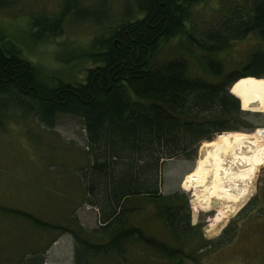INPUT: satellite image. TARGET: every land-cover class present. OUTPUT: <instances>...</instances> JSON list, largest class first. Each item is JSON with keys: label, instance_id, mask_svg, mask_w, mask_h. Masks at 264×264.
I'll return each instance as SVG.
<instances>
[{"label": "trees", "instance_id": "trees-1", "mask_svg": "<svg viewBox=\"0 0 264 264\" xmlns=\"http://www.w3.org/2000/svg\"><path fill=\"white\" fill-rule=\"evenodd\" d=\"M75 1L64 0L54 16H33L36 36L54 34L71 13L79 20L91 17L96 24L106 15L80 8ZM204 2L125 0L116 25L92 40L87 55L96 65L76 84L43 74L0 29V124L9 109L34 111L48 128L57 113L83 121L86 161L78 176L83 202L97 209L98 224L87 230L77 223L60 228L74 240L73 264H132L127 255L131 245L154 255L144 253L139 264L145 255L181 264L186 258L195 260L196 252L209 245L203 234L191 245L189 237L199 229L191 224L187 197L178 191L162 193L160 170L167 159L192 158L202 140L252 128L234 88L243 77H264V0H232L220 8L216 22L195 35L193 8ZM183 35L189 49L184 56L154 61L162 43ZM246 39L252 42L244 63L239 71L227 73L221 53ZM192 49L214 79L190 72ZM51 80H57L54 86ZM238 146L231 151V162ZM144 201L154 204L173 245L132 221ZM14 213L42 227L55 226L27 211ZM33 257L34 264H42Z\"/></svg>", "mask_w": 264, "mask_h": 264}, {"label": "rangeland", "instance_id": "rangeland-1", "mask_svg": "<svg viewBox=\"0 0 264 264\" xmlns=\"http://www.w3.org/2000/svg\"><path fill=\"white\" fill-rule=\"evenodd\" d=\"M2 1V33L43 74L73 84L83 82L89 69L96 65L95 59L87 55L92 40L107 27L116 25L125 2L77 0L74 5L90 7V11L106 15L99 24L91 17L79 20L72 13L65 15L60 30L40 38L36 36L37 29L30 25L32 17L54 16L64 0ZM231 1L205 0L204 4L194 6L198 23L195 35L216 22L221 16L220 8L229 6ZM251 42L252 39L234 41L221 53L227 73L240 70ZM186 50L189 49L183 35L162 43L154 61L159 63L184 56ZM192 50L190 72L205 80L214 79L204 69L202 56ZM56 82L51 80L49 84L54 86ZM3 98L0 97V102ZM242 110L249 113L247 120L252 128L240 131L256 137L252 141L246 137L239 143V156L234 162H231L234 148L231 142L236 135H231L223 138L219 146L206 151L197 170L194 167L200 145L206 139L199 142L192 158L173 157L165 160L161 167V192H183L190 217L196 214L199 230L189 237L193 247L203 226L207 225L208 238L205 239L209 245L196 252L195 260L186 258L181 264H264V109L244 107ZM86 144L83 121L78 116L57 113L54 126L48 128L34 111L7 110L0 124V264H34L33 255L41 258L42 264H73L74 240L69 232H61L60 228L77 223L87 230L98 224L97 209L83 202L78 176L86 161ZM186 175L193 183L189 178L183 182ZM3 207L9 209L3 210ZM12 209L27 211L55 226H39ZM227 212L231 213L227 215ZM132 221L162 241L174 244L171 234L157 218L153 203L144 201L142 210L133 214ZM144 251L136 245L128 247L131 263L139 264L143 254L150 253ZM109 264L117 263L110 261ZM140 264L175 263L157 256L149 259L145 255Z\"/></svg>", "mask_w": 264, "mask_h": 264}, {"label": "bare ground", "instance_id": "bare-ground-1", "mask_svg": "<svg viewBox=\"0 0 264 264\" xmlns=\"http://www.w3.org/2000/svg\"><path fill=\"white\" fill-rule=\"evenodd\" d=\"M234 83L235 82H233V84ZM235 91L243 107L264 109V78L256 79V78L243 77L237 81L235 85ZM247 136L248 135L244 133H241V134L237 133L236 137L232 139L231 147H235L239 143L244 142ZM223 138L224 137H220L215 140L206 141V142L201 143L200 152H199L200 154L197 157L196 164L194 167L195 170L201 167V162H202V159L206 151L212 150L215 147L222 144ZM187 178L189 177L186 175L183 182H185ZM189 180L191 183H193V179H191V177L189 178ZM230 213L231 212H227L226 214L228 215Z\"/></svg>", "mask_w": 264, "mask_h": 264}, {"label": "water", "instance_id": "water-1", "mask_svg": "<svg viewBox=\"0 0 264 264\" xmlns=\"http://www.w3.org/2000/svg\"><path fill=\"white\" fill-rule=\"evenodd\" d=\"M240 77H243V76H240ZM240 77H238V78H240ZM238 78H237V79H238ZM237 79H236V80H237ZM236 80H235V81H236ZM199 152H200V151H199ZM199 154H200V153H199ZM190 221H191V224H192V225H195V224L197 223L196 214L193 213V215L191 216ZM206 228H207V225H204L203 228H202V234H203L204 238H208V234H207Z\"/></svg>", "mask_w": 264, "mask_h": 264}, {"label": "crops", "instance_id": "crops-1", "mask_svg": "<svg viewBox=\"0 0 264 264\" xmlns=\"http://www.w3.org/2000/svg\"><path fill=\"white\" fill-rule=\"evenodd\" d=\"M248 138H250V140L252 139V140H254L253 138H255L256 137V135H253V136H247ZM251 140V141H252ZM239 147V146H238ZM238 156H239V148H238V150H237V158H238ZM236 206V208H237V205H235Z\"/></svg>", "mask_w": 264, "mask_h": 264}]
</instances>
